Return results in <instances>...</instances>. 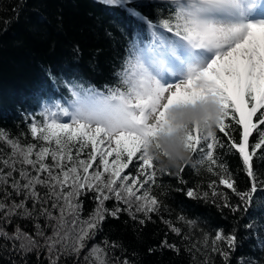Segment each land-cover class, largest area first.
I'll return each instance as SVG.
<instances>
[{
    "label": "snow or ice",
    "instance_id": "6c2138e0",
    "mask_svg": "<svg viewBox=\"0 0 264 264\" xmlns=\"http://www.w3.org/2000/svg\"><path fill=\"white\" fill-rule=\"evenodd\" d=\"M102 2L123 8L138 22L135 38L130 40L127 56L116 73L119 84L109 87L107 93L74 84L72 99L66 105L55 102L45 107L40 123L31 118L30 133L36 143L22 144L0 131V143L10 149L6 153L0 148V225L11 223L12 217L35 222L31 235L19 225L11 233L0 226V250L5 252L27 254L46 249L48 264H63L62 256L79 259L106 215L118 218L126 211L133 219L141 214V224L150 220L152 214L159 213L162 202L151 194L158 167L146 156L143 145L164 130L171 107L208 97H214L222 109L216 129L229 138L228 146L239 154L249 180V186L240 190L226 166L214 158L216 148L225 146L216 131L202 137L198 129L192 130L187 137L192 160L193 154H203L193 167L196 163L205 166L218 177V184L240 201L231 204L213 181L208 185L213 202L222 199L221 207L233 213L241 207L247 211L254 194L264 191V180L253 164L257 153L264 159V0H166L170 16L158 20L142 11L150 6L144 3ZM233 132L238 134L233 136ZM130 165L135 167V175L125 174ZM178 170L182 172L184 166ZM88 192L94 193L96 208L87 219H80V197ZM186 195L209 198L208 192L199 194L192 189ZM110 199L125 207L107 209L105 201ZM68 217H72L71 227ZM41 218L44 227L38 222ZM166 223L173 233L181 235L180 228ZM48 227L50 235L46 234ZM245 227L254 229L253 223ZM259 227L264 229V225ZM183 238L189 240L188 236ZM257 239L264 249V238L258 235ZM203 241L205 248L223 256L225 264L229 251L217 242L226 244L230 251L238 246L234 232H217L211 243L204 234ZM103 243L109 245L107 240ZM161 246L180 251L167 240ZM193 248L200 250L196 245L188 250ZM105 253L106 248L95 244L84 261L110 264ZM111 264L130 261L117 259Z\"/></svg>",
    "mask_w": 264,
    "mask_h": 264
},
{
    "label": "trees",
    "instance_id": "16d2710c",
    "mask_svg": "<svg viewBox=\"0 0 264 264\" xmlns=\"http://www.w3.org/2000/svg\"><path fill=\"white\" fill-rule=\"evenodd\" d=\"M133 2L150 5L142 11L154 20L170 16L166 0ZM137 23L123 8L107 5L102 0H0V131L22 144L36 143L30 133L31 118L35 117L40 123L43 108L55 102L68 103L74 84L95 87L105 93L109 87H116L119 84L116 73L127 56L130 40L135 38ZM234 127L239 129L238 125ZM216 134L225 146L216 148L214 158L218 157L226 166L236 186L245 190L249 180L239 154L229 148L228 137L218 129ZM237 134L232 133L233 136ZM0 148L10 152L2 143ZM202 155L199 152L193 154L192 162L184 165L182 172L157 169L151 194L162 202L159 213L152 214L143 224L139 222L143 218L141 214H137L138 219H133L126 211H121L118 218L106 215L100 230L87 242L79 259L62 256L63 264H87L84 256L95 244L106 248L105 258L110 264L117 259L129 260L130 264H225L223 256L204 246V234L211 243L217 232L225 235L234 232L238 237L235 251L217 242L229 251L228 264H264V249L259 247L257 239L258 235L264 238V229L259 227L264 225V191L254 194L247 211L241 207L233 213L229 208L221 207L223 200L213 202L209 183L217 181V191L226 193L231 204H239V198L219 185L218 177L209 173L205 166L196 163L193 167ZM253 164L259 178L264 180V159L259 153ZM135 172L133 165L125 170V174L135 175ZM189 189L199 194L208 192L209 198H189L186 195ZM80 201V219H87L96 208L94 193H86ZM28 206H31L30 201ZM117 206L125 207L114 199L105 201L109 210ZM181 216L185 219L180 220ZM68 221L71 227L72 217H68ZM166 221L180 228L181 235L173 233ZM186 221L195 224L189 225ZM38 222L45 226L43 218ZM249 223H253L254 229L245 227ZM34 224L32 219L12 217L11 223L3 222L0 226L11 233L19 225L31 235L35 233ZM51 231L48 227L46 234L50 235ZM105 240L109 241L108 246L103 243ZM165 240L175 244L180 251L162 247ZM113 243L119 247H110ZM191 245L200 250L189 251ZM47 257L46 249L27 254L0 250V264H12L13 261L16 264H48Z\"/></svg>",
    "mask_w": 264,
    "mask_h": 264
},
{
    "label": "clouds",
    "instance_id": "9594fccd",
    "mask_svg": "<svg viewBox=\"0 0 264 264\" xmlns=\"http://www.w3.org/2000/svg\"><path fill=\"white\" fill-rule=\"evenodd\" d=\"M222 109L214 97L186 105H175L165 115L164 130L143 145L147 157L161 171L178 170L192 162L188 134L198 129L202 137L216 131Z\"/></svg>",
    "mask_w": 264,
    "mask_h": 264
},
{
    "label": "rangeland",
    "instance_id": "374dc122",
    "mask_svg": "<svg viewBox=\"0 0 264 264\" xmlns=\"http://www.w3.org/2000/svg\"><path fill=\"white\" fill-rule=\"evenodd\" d=\"M60 103V102H59ZM64 105H66V104H64ZM52 107V106H51ZM62 120H64V121H66L67 120V118H61Z\"/></svg>",
    "mask_w": 264,
    "mask_h": 264
}]
</instances>
